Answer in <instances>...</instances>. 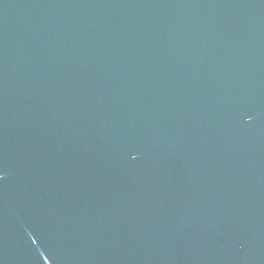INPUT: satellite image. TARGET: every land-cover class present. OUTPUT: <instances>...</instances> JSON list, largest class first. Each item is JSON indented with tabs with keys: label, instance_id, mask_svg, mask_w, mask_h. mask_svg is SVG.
Returning a JSON list of instances; mask_svg holds the SVG:
<instances>
[{
	"label": "water",
	"instance_id": "1",
	"mask_svg": "<svg viewBox=\"0 0 264 264\" xmlns=\"http://www.w3.org/2000/svg\"><path fill=\"white\" fill-rule=\"evenodd\" d=\"M0 264H264V0H0Z\"/></svg>",
	"mask_w": 264,
	"mask_h": 264
}]
</instances>
